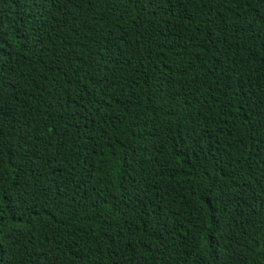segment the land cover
Masks as SVG:
<instances>
[{"label":"trees","instance_id":"obj_1","mask_svg":"<svg viewBox=\"0 0 264 264\" xmlns=\"http://www.w3.org/2000/svg\"><path fill=\"white\" fill-rule=\"evenodd\" d=\"M0 264H264V0H0Z\"/></svg>","mask_w":264,"mask_h":264}]
</instances>
